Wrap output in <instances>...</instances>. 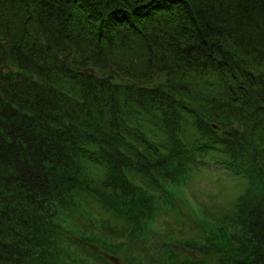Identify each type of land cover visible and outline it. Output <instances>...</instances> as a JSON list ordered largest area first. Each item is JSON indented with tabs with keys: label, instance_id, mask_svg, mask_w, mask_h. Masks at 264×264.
Instances as JSON below:
<instances>
[{
	"label": "trees",
	"instance_id": "16d2710c",
	"mask_svg": "<svg viewBox=\"0 0 264 264\" xmlns=\"http://www.w3.org/2000/svg\"><path fill=\"white\" fill-rule=\"evenodd\" d=\"M109 254L264 264V0H0V264Z\"/></svg>",
	"mask_w": 264,
	"mask_h": 264
},
{
	"label": "rangeland",
	"instance_id": "374dc122",
	"mask_svg": "<svg viewBox=\"0 0 264 264\" xmlns=\"http://www.w3.org/2000/svg\"><path fill=\"white\" fill-rule=\"evenodd\" d=\"M193 185L195 188V193L191 192L189 190H185V195L186 198L188 196L189 200H194V202L198 203V207H199V202L202 200H207L208 199V193H215L218 191L219 189V182H217L216 180H211L210 178H208L207 176H198L194 182ZM197 199L199 200V202L197 201ZM177 208H179V199H177L176 202ZM103 222H106L103 218ZM177 222L175 220H173V222L169 223L168 228H170V236H173L174 238H172L171 241H169V245L172 246H176L177 243L180 240H189V237L191 236H195L197 234H199L200 229H193V227H187L185 229H181V227L176 225ZM157 230H159L161 233H157V235H159V239L165 235V231H166V223H162V222H154V226ZM180 228V229H179ZM172 230V231H171ZM169 239V237H168ZM100 249V248H98ZM179 250L182 252V254H190V251L193 254H201L198 250L197 253L195 251H192L193 249L190 246L184 245L182 243L179 242ZM190 250V251H189ZM104 254H108V252L104 249H102ZM110 255H107L108 259ZM158 256V255H157ZM116 257V256H115ZM117 257L119 259H115L112 257V260L115 262H113L111 260V262H113L114 264L120 263V264H127L125 259L123 258V256L121 255H117ZM140 260H144V259H140Z\"/></svg>",
	"mask_w": 264,
	"mask_h": 264
}]
</instances>
